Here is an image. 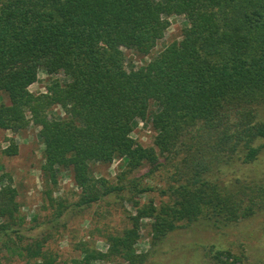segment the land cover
Segmentation results:
<instances>
[{"label": "trees", "instance_id": "16d2710c", "mask_svg": "<svg viewBox=\"0 0 264 264\" xmlns=\"http://www.w3.org/2000/svg\"><path fill=\"white\" fill-rule=\"evenodd\" d=\"M171 16L185 18L181 38L157 50ZM125 49L148 61L128 63ZM41 70L49 80L35 94L29 88ZM144 122L155 133L151 146L133 137ZM31 124L61 225L112 194L136 214L132 227L105 236L106 252L79 242L81 256L58 262L46 236L22 244L31 228L12 176L2 174L0 251L39 264H145L201 221L215 239L188 252V264H252L225 243L222 227L257 223L264 245V0H0V128L17 133ZM3 152L19 149L12 143ZM115 160V182L95 177L93 165ZM64 171L81 189L67 205L51 190ZM158 175L164 186L152 184ZM156 190L159 204L142 202ZM148 218L152 247L139 253Z\"/></svg>", "mask_w": 264, "mask_h": 264}, {"label": "rangeland", "instance_id": "374dc122", "mask_svg": "<svg viewBox=\"0 0 264 264\" xmlns=\"http://www.w3.org/2000/svg\"><path fill=\"white\" fill-rule=\"evenodd\" d=\"M170 27L165 37L159 42L157 50L174 40L180 39L182 30L186 24L183 16L169 17ZM128 63L133 62L139 66L148 58H142L133 50L125 49ZM38 81L30 86L32 93L46 91L49 80L48 75L41 70ZM56 113L64 116L63 111L58 107ZM154 131L150 124L140 123L133 133V137L144 146H151L154 138ZM12 143L18 146L19 152L9 156L3 151ZM44 144L39 137V127L31 124L27 129L20 132H12L0 128V175L8 174L12 176L14 186L19 191L20 216L24 217L25 225L30 232L22 243L25 245L31 238H48L45 249L55 253L58 262L70 261L73 257L81 256L82 246H77L79 242L88 243L90 246L106 252L108 243L105 236L110 234H122L127 228L132 227L131 215L136 214L131 202L122 201L112 194L106 198L110 203H102L101 206H93L84 210L85 215L71 217L64 227L65 216H58L59 205L57 201H52L47 191L50 186L42 179L40 166L43 160ZM95 177H103L111 182H115L120 171V162L115 160L112 164H95L92 166ZM146 170V169H145ZM143 172H146V171ZM60 181L56 188H52L53 199H58L70 204L80 198L81 189L77 186L70 171H64L60 175ZM162 175L156 176L152 184L165 185ZM142 202H147L154 198L157 203L163 199L159 192H150L148 196H141ZM152 219H142L140 239L135 249L139 253H147L152 247ZM63 224V223H62ZM37 225L35 228L33 226ZM33 228V229H32ZM225 232V243L233 246L236 252L244 251L245 258L252 264H264V245L260 243V235L254 232L257 223L240 225V227L223 226ZM206 225L199 221L192 227L184 228L180 233L174 234L164 241L157 253L151 251L149 259L145 264H180L184 261L188 264L187 254L191 256L194 249L200 247L202 240H214V232L206 230ZM209 232V233H207ZM41 235V236H40ZM242 238L239 242L238 238ZM32 240H30L31 242ZM242 246H240L241 244ZM186 251V252H185ZM185 252V253H184ZM190 252V253H188ZM206 262V261H205ZM0 264H39V261L28 256H11L6 251H0ZM94 264H128L124 258H117L113 261H97Z\"/></svg>", "mask_w": 264, "mask_h": 264}]
</instances>
